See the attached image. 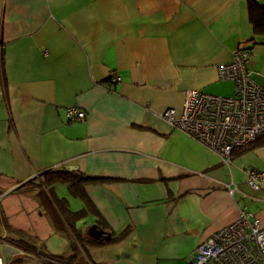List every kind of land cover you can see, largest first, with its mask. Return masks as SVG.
Returning a JSON list of instances; mask_svg holds the SVG:
<instances>
[{"label":"crops","instance_id":"0c3cea01","mask_svg":"<svg viewBox=\"0 0 264 264\" xmlns=\"http://www.w3.org/2000/svg\"><path fill=\"white\" fill-rule=\"evenodd\" d=\"M254 3L264 7V0H0V214L6 218L1 196L15 192L42 209L20 187L73 166L96 209L86 214L91 224L122 234L91 243L93 264H187L241 210L264 223V189L247 182L249 170L264 171V143L237 147L225 162L163 119L168 108L181 111L189 89L230 94L232 79H221L219 68L237 44L251 50L246 65L264 87V28L253 27ZM68 107L85 117L68 120ZM56 191L72 208L84 203L66 183ZM8 225L21 229L0 219V232Z\"/></svg>","mask_w":264,"mask_h":264},{"label":"built area","instance_id":"2783aa9c","mask_svg":"<svg viewBox=\"0 0 264 264\" xmlns=\"http://www.w3.org/2000/svg\"><path fill=\"white\" fill-rule=\"evenodd\" d=\"M250 56L248 47L237 44L233 60L219 68L221 79L235 81L232 96L189 89L180 112L174 108L163 112V119L171 126L201 141L220 154L225 162L231 159L235 148L246 146L264 135V87L253 80L252 71L246 65ZM113 79L119 80L120 76ZM65 115L68 120H81L85 111L68 107ZM247 182L253 190L264 189V171L249 170ZM18 249L19 252L22 250ZM17 253H12L9 259ZM33 256L36 261L41 258L48 264V257ZM8 261L0 253V264ZM210 263L264 264V223L252 211L241 210L233 222L200 242L187 260V264Z\"/></svg>","mask_w":264,"mask_h":264},{"label":"trees","instance_id":"16d2710c","mask_svg":"<svg viewBox=\"0 0 264 264\" xmlns=\"http://www.w3.org/2000/svg\"><path fill=\"white\" fill-rule=\"evenodd\" d=\"M249 10L253 27L255 30H262L264 28V7L254 3L250 5ZM256 141L264 143V135L259 136ZM82 178L81 174L77 173L75 170H58L51 168L45 170L36 180L31 179L20 187V190L33 192L40 198L41 204L49 217L53 229L58 231L61 235L64 234L69 237V244L67 246L69 249L68 253L59 254L50 252L45 248L44 242L38 239L36 234H28L21 229H13L10 225H8V234L21 232L20 236L16 235L8 238L2 235L0 237V243H4L1 242L2 238L7 239L18 248L31 253L33 259L35 258V256H33L34 254L36 256L43 255L48 257V264H93L92 260L87 261L81 252L82 250L89 256L87 244L93 243V240L86 235L85 230L79 227L78 221L84 218L90 211L96 213L95 207L90 204L88 196L84 193L83 186L85 181H83ZM61 182L66 183L69 191L73 195L83 197L85 204L83 207L79 209L72 208L67 199L57 193L56 185ZM0 219L3 222L7 220L5 216L1 214ZM96 223L99 227L103 228L100 224V220H97ZM120 237H122V234L112 239Z\"/></svg>","mask_w":264,"mask_h":264},{"label":"rangeland","instance_id":"374dc122","mask_svg":"<svg viewBox=\"0 0 264 264\" xmlns=\"http://www.w3.org/2000/svg\"><path fill=\"white\" fill-rule=\"evenodd\" d=\"M227 82L229 84L231 92L230 94L225 96H232L234 94V80H227ZM36 200L38 204H40V198L37 197ZM32 203H34V200H30L29 195L25 196L17 192L7 196H1V204L3 206V209L5 210L4 213L6 215V219H8L11 224H14V226L18 228H21L22 230H24V232L28 234H38L42 238L44 245L47 246L50 252L59 254L68 253L69 249L67 248L66 243L69 244V237L64 234L62 236L57 235L58 231L53 232L54 229L49 220V217L45 213L44 207L41 205V208L44 210V213L40 215V212L43 210L34 209L33 205H31ZM84 205V203L78 201V205L74 203V209H79ZM82 220L83 221L81 222V226L83 227H87L89 224H91V219L89 218V216H85L84 219L82 218ZM20 234L21 232H14L12 234H8L6 230L2 229V231L0 232V237L4 235L8 238H11L16 235L20 236ZM61 237H63V239ZM2 246L3 245L0 243V252ZM95 248L96 246L91 245V243L87 244V249L90 252H92ZM81 252L82 254H84V257L87 261H91L90 256H88L82 250ZM43 262L44 261H42L41 258H38V260L36 261L35 258H32L31 253L26 252L22 249L19 253L13 255L10 262L7 264H44Z\"/></svg>","mask_w":264,"mask_h":264},{"label":"water","instance_id":"95a60500","mask_svg":"<svg viewBox=\"0 0 264 264\" xmlns=\"http://www.w3.org/2000/svg\"><path fill=\"white\" fill-rule=\"evenodd\" d=\"M70 169H74V167L70 166ZM85 233L89 238H91L93 241L98 242V243H105V242L112 240V238H113L112 233L110 231H107V230L99 227V225L96 222L88 225L85 228ZM2 240L3 241H1V242H4V243H2L3 246H2L0 253L3 256H5L6 260L8 261L9 256L12 253L19 252V249H18V247L13 246L12 244L8 243V241H4V239H2Z\"/></svg>","mask_w":264,"mask_h":264}]
</instances>
